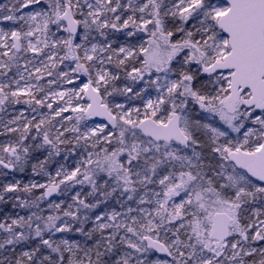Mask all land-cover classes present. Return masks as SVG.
Listing matches in <instances>:
<instances>
[{"label":"snow or ice","instance_id":"snow-or-ice-1","mask_svg":"<svg viewBox=\"0 0 264 264\" xmlns=\"http://www.w3.org/2000/svg\"><path fill=\"white\" fill-rule=\"evenodd\" d=\"M4 23L0 264H264V0H7Z\"/></svg>","mask_w":264,"mask_h":264},{"label":"rangeland","instance_id":"rangeland-1","mask_svg":"<svg viewBox=\"0 0 264 264\" xmlns=\"http://www.w3.org/2000/svg\"><path fill=\"white\" fill-rule=\"evenodd\" d=\"M0 3H7V0H0ZM0 27H4L5 28V30H7V28H8V24L7 23H4V24H0ZM119 41L120 42H123V36L122 35H119ZM17 108H20V107H22V106H20V105H18V106H16ZM95 122H100V121H95ZM5 139V137L4 136H0V142H2L3 140ZM71 161H69V163H70ZM31 175V172L29 171V172H25V173H23V174H18V178H23L25 181H27V179H28V177ZM37 179H46V177H37ZM90 189H89V187L87 186V185H77L76 187H75V189L73 190V192H76V191H78V192H81V194H82V197L83 196H86V193L89 191ZM73 192H70V193H68V196L70 197L72 194H73ZM60 199H64L65 197L64 196H61V197H59ZM89 199V202H91V198H88ZM113 203H115V202H113ZM17 211H20V213L21 214H25V210H17ZM68 235H72V234H68ZM75 238H79L78 236L77 237H75Z\"/></svg>","mask_w":264,"mask_h":264},{"label":"water","instance_id":"water-1","mask_svg":"<svg viewBox=\"0 0 264 264\" xmlns=\"http://www.w3.org/2000/svg\"><path fill=\"white\" fill-rule=\"evenodd\" d=\"M93 120H94V121H96V120H97V121H101L102 118H100V117H96V118H93Z\"/></svg>","mask_w":264,"mask_h":264},{"label":"trees","instance_id":"trees-1","mask_svg":"<svg viewBox=\"0 0 264 264\" xmlns=\"http://www.w3.org/2000/svg\"><path fill=\"white\" fill-rule=\"evenodd\" d=\"M30 171V169L29 170H27L26 172H29ZM20 175V174H19Z\"/></svg>","mask_w":264,"mask_h":264}]
</instances>
